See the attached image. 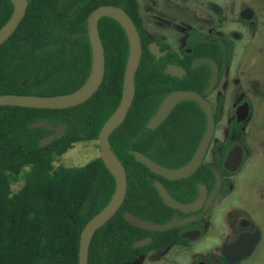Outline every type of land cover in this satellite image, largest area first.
<instances>
[{
  "label": "trees",
  "instance_id": "1",
  "mask_svg": "<svg viewBox=\"0 0 264 264\" xmlns=\"http://www.w3.org/2000/svg\"><path fill=\"white\" fill-rule=\"evenodd\" d=\"M102 4L120 5L117 0H27L18 25L0 44V94L57 95L82 86L92 64L86 18ZM13 11L12 0H0V28ZM97 26L104 70L90 97L65 108L0 105V264H78L80 231L114 192L113 176L99 156L78 166L54 165L75 142L95 140L120 100L128 39L112 17L101 16ZM158 63L143 44L131 104L108 136L110 149L126 174L125 196L92 234L87 264H121L171 238L180 240L179 227L149 231L123 219L125 211L157 223L174 215L152 186L154 179L168 190L174 185L194 195L197 182H214L210 165L224 173L220 165L202 162L188 177L167 180L130 152L139 151L166 167H179L191 157L205 129V114L194 100L180 101L157 127H147L168 92L194 89L203 94L210 75L207 64L194 68L186 64V74L174 77ZM36 121L64 123V134L40 146V139L52 130L33 126ZM222 152L221 157L224 144ZM20 179L22 183L13 191L12 184ZM147 235L151 237L148 245L132 247L133 241Z\"/></svg>",
  "mask_w": 264,
  "mask_h": 264
},
{
  "label": "flooded vegetation",
  "instance_id": "2",
  "mask_svg": "<svg viewBox=\"0 0 264 264\" xmlns=\"http://www.w3.org/2000/svg\"><path fill=\"white\" fill-rule=\"evenodd\" d=\"M117 1L120 5L115 6L122 8L130 16L135 25L140 38L141 53L142 45L145 44L146 49L153 56L154 60L159 61L158 65L161 66L164 73L174 76L165 72V69L167 66H178L184 70V73L181 76L174 77H182L187 72L186 64H189L191 68L197 67L200 64H207L210 68L209 74L211 75V66L208 63H199L196 66H192V63L196 58L201 57L214 61L217 77L213 88L208 93H205L210 78L209 75L207 85L203 89V94L197 90L195 91L199 92L210 102L213 114L217 115L219 119V115L222 112V99L218 98V104L213 106L210 94L220 83V77L232 74L231 66L235 58L236 46L237 44H241L245 30L247 34L252 33V37L255 35L256 29L260 24L259 16L261 14V8L255 7L257 0ZM126 10H129L130 13ZM150 46L155 47L157 55L150 50ZM198 54H207V56ZM237 82L238 80L234 79V83ZM248 112L249 101L243 98L234 108L232 119L227 121L224 137L221 140L214 141V132L209 142L202 162L216 163L220 165L221 170H224V173L221 174L216 167L210 165L212 172L213 168H216L221 178L220 186L213 195L212 191L216 182L214 172V182L207 184L197 182L194 195H191L189 191H182L174 185H169L170 190H168L160 180L154 179L158 180L176 200L187 199L181 202H191L199 197V185H203L205 189L203 201L200 207L190 212H183L168 206L174 209L175 212L169 219L172 217L179 219L193 217L182 225L171 226L180 228L178 231L180 240L171 238L168 243L160 244L159 248H149L145 249L144 252H139L128 262L141 256V260L137 264H183L180 260H182L181 258L184 255L183 260H186L185 264H241L242 261L254 254L264 237V227L258 218L260 213H264L263 175L258 173V178L255 176L253 180L247 183L239 180V182H236L232 178V175L240 173L245 158L248 156V148L243 143V133L239 131L240 126L248 116ZM237 114L242 115L243 118L238 120ZM218 119L215 121V126ZM202 135L203 133L198 143ZM223 144L224 155L221 157ZM234 146H238L241 149L240 162L236 168L228 169L225 165L226 157ZM250 188L252 191L243 199V191ZM218 197H221L224 203L219 221L215 223L210 218L205 219V215L211 210L212 204ZM255 233L257 234V239L249 254L244 257L236 256L237 248L230 247V245L241 235H245L239 247L241 250H244L251 241L252 236H255ZM143 238H149V241L136 247H144L150 243L151 237L149 235ZM197 241L206 243L197 245L195 244ZM172 252L174 256L169 257L168 255Z\"/></svg>",
  "mask_w": 264,
  "mask_h": 264
},
{
  "label": "water",
  "instance_id": "3",
  "mask_svg": "<svg viewBox=\"0 0 264 264\" xmlns=\"http://www.w3.org/2000/svg\"><path fill=\"white\" fill-rule=\"evenodd\" d=\"M13 2V1H12ZM14 5V3H13ZM27 0H17V9L14 5V11L8 21L0 28V44L14 31L18 25L20 19L24 15L26 10ZM101 16H109L117 20L123 27L127 39H128V57L122 77L121 95L119 103L115 111L105 120L103 125L100 127L96 141L99 147V157L102 160L105 167L111 173L114 179V192L109 200V202L94 216H92L83 226L80 231L78 239V250H77V263L87 264V250L90 238L94 231L100 227L105 221H107L121 205L125 192H126V174L125 171L115 156L111 151L108 136L123 120L128 107L131 104L133 94H134V83L133 77L134 72L138 66L139 59L141 56V44L138 32L135 25L130 18V16L120 7L112 4H102L95 7L89 12L86 18V35L89 38L91 52H92V64L90 68L89 75L82 86L77 88L75 91L67 94H57V95H35V94H14L6 93L0 94V105H16L25 107H37V108H65L85 101L90 97L97 87L99 86L104 70V53L101 43V39L98 32L97 22ZM150 50L158 54L155 47L150 46ZM199 63H208L211 66V75L208 81V86L205 89V93H208L214 86L217 77V69L214 61L209 58L201 57L196 58L192 66H196ZM93 67H95V74L92 81L84 88H82L88 81ZM165 72L174 75L181 76L184 70L178 66H167ZM182 100H194L202 109L205 114V129L200 142L198 143L194 153L189 158V160L179 166V167H166L154 160L148 158L143 153L130 150L134 158L147 167L151 172L162 176L166 179H181L186 178L192 173H194L200 166L204 159V155L209 146V142L212 139L215 130V119L213 114V108L210 102L202 96L199 92L190 89H176L165 95V97L160 102L155 113L148 122L149 128L156 127L160 122H162L171 109ZM245 107V106H244ZM237 118L242 119L243 116L237 114ZM33 126L45 127L52 130L49 134L43 136L39 145L44 146L49 144L54 138L61 137L65 131V124L52 125L45 121H36L32 123ZM241 158V149L238 146H234L232 150L228 152L226 157L225 165L228 169H234L238 166ZM215 174V187L212 191V195L218 190L220 186V174L216 168H213ZM153 186L157 190L159 196L161 197L164 204L172 208L178 209L183 212H190L196 210L202 204L204 197V186L199 185V197L191 202H181L173 198L163 185L158 181H153ZM123 219L128 223L149 230H165L171 226L182 225L189 221L193 217L187 218H177L172 217L164 223H156L141 217H138L131 212H123ZM245 235H241L230 247L237 248L236 256L244 257L249 254L252 246L257 239V234L252 236L251 241L246 246L244 250L239 247L242 244V239ZM149 241V238L139 239L133 242L132 246H140ZM141 260V256L134 259L131 262H124L121 264H137Z\"/></svg>",
  "mask_w": 264,
  "mask_h": 264
},
{
  "label": "rangeland",
  "instance_id": "4",
  "mask_svg": "<svg viewBox=\"0 0 264 264\" xmlns=\"http://www.w3.org/2000/svg\"><path fill=\"white\" fill-rule=\"evenodd\" d=\"M255 4V7L261 8L260 24L255 35L252 37V33L247 34L245 30L241 44L236 46V54L231 66L232 74L220 77V83L210 94L213 106L218 104V98L222 99V112L215 126L214 141L224 137L227 121L232 119L233 110L239 101L243 98L249 101L248 116L239 128L243 133V143L248 148V156L240 173L232 175L236 182L245 183L253 180L255 176L258 178V173H261L264 179V0H257ZM234 79L238 82L234 83ZM98 155L99 147L96 139L82 140L75 142L64 154L58 156L54 160V165L78 166ZM21 183L20 179L12 184V190H16ZM251 191V188L244 190L243 199ZM223 203L221 197H218L212 204L211 210L205 215V219L210 218L212 222L218 223ZM258 218L264 227V213H260ZM205 243L197 241L195 244ZM168 256L173 257V252ZM183 257L185 256L183 255L180 261L185 264L186 260H183ZM241 264H264V237L254 254Z\"/></svg>",
  "mask_w": 264,
  "mask_h": 264
},
{
  "label": "bare ground",
  "instance_id": "5",
  "mask_svg": "<svg viewBox=\"0 0 264 264\" xmlns=\"http://www.w3.org/2000/svg\"><path fill=\"white\" fill-rule=\"evenodd\" d=\"M12 1L15 5V8L17 9V0H12ZM94 74H95V67H93L92 73H91L88 81L86 82V84L82 88H80L81 90L84 89L92 81Z\"/></svg>",
  "mask_w": 264,
  "mask_h": 264
}]
</instances>
